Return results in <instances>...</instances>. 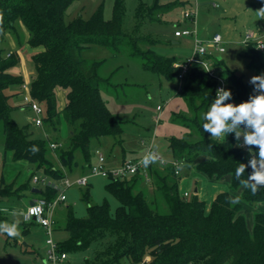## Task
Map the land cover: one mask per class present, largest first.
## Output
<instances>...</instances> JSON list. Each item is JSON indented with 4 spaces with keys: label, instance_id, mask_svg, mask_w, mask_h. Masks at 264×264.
<instances>
[{
    "label": "trees",
    "instance_id": "trees-1",
    "mask_svg": "<svg viewBox=\"0 0 264 264\" xmlns=\"http://www.w3.org/2000/svg\"><path fill=\"white\" fill-rule=\"evenodd\" d=\"M73 2L0 0V120L4 126V147L12 153L14 161H28L55 180L66 175L65 167L71 168L76 163V149H81L86 162L84 169L90 171L91 138L109 135L115 138V143L122 141V122L114 116L101 93L104 85L113 84L99 76L95 61L82 57L85 47L101 45L118 51L127 45L130 54L141 58L146 69L172 80L178 79L179 72L176 66L179 59L156 54L149 47L143 49L141 44L154 42L150 36L123 32V0H116L111 19L105 18L102 8L89 17L78 15L67 19ZM191 4V0H157L151 6L141 3L137 15L142 22L161 21L160 17L169 11ZM17 20L28 32L27 43L35 48L31 57L34 76L30 89L32 96L45 107L43 125L57 127L62 116L71 127L68 148H60L59 143L52 148L62 167L55 166L48 158L47 139L31 136L11 115L10 97L21 89L24 79L10 71L20 62L19 52L5 51L1 44L7 33L18 36ZM243 53L256 76L264 73V48H257L251 40L244 44ZM213 59L223 70L221 74L229 83L231 98L240 104L256 94L255 85L224 66L221 56L215 55ZM179 86L177 94L184 99L187 111L174 113L173 121L184 125L187 131L182 137L172 135L168 139L173 160L180 162L178 173L172 162L162 164L158 160L146 169L150 182L146 181L142 169L131 176L108 177L104 187L118 200L115 209L107 199L92 203L88 189L82 194L87 204L86 216H77L69 206L61 227L55 215L54 230L63 228L68 233L65 240L57 241L59 251L69 254L86 250L93 243L108 239L103 244L100 242L102 248L82 264H122L123 259L125 264H264V212L255 214L250 230L241 212L242 202L230 203L229 191L218 192L208 211L205 201L197 194L188 199L180 192L182 167L194 168L210 181L228 175L230 187L241 188L235 169L239 163L247 164L250 154L247 148L237 146L241 139L238 142L234 134L211 139L210 133L203 130L201 113L208 110L215 98V78L194 63ZM58 88L66 90L67 100L62 109L58 107ZM32 146L38 148L35 154L30 151ZM256 151L253 146V152ZM200 157L205 159L197 161ZM123 158V161L127 159L125 154ZM251 172L248 167L241 179H247ZM34 175L35 172L17 189H13L15 181L7 183L1 177L0 196L30 192L38 195L37 198L54 200L58 191L50 185L39 188L33 183ZM35 187L39 192L33 191ZM148 187L153 190V199ZM242 200L249 204L263 201L264 187L255 195L242 187ZM30 223L39 224L35 220Z\"/></svg>",
    "mask_w": 264,
    "mask_h": 264
},
{
    "label": "rangeland",
    "instance_id": "rangeland-1",
    "mask_svg": "<svg viewBox=\"0 0 264 264\" xmlns=\"http://www.w3.org/2000/svg\"><path fill=\"white\" fill-rule=\"evenodd\" d=\"M156 1L123 0L125 6L123 32L128 35L136 32L142 36H150L154 41L141 44L143 49L149 47L156 54L182 60L192 54L194 36L175 37L174 31L178 25L195 30L197 37L204 41L209 40L215 33H220L225 51L216 56H221L223 65L235 70L247 82L251 77L256 76L243 52L248 33L264 41V14L260 12L264 8V0H198L194 22L183 17L185 7H177L169 11L160 17L161 21L142 22L137 15L141 3L151 6ZM165 1L168 0H160V2ZM115 2L116 0H74L67 11V19L78 15L89 17L100 8L103 9L105 18L111 19ZM16 28L18 36L7 33L1 46L5 51L19 52L20 62L15 66L19 68V71L16 74L22 76L24 83L30 86L34 76L31 57L35 48L27 43L28 32L20 20L16 21ZM81 55L85 59L95 61L99 76L108 78L113 84L108 87L104 85L101 93L109 109L122 122L123 127L120 144L115 143V138L109 135L91 138L89 149L92 162L96 161L97 153L100 151L106 156L108 167L117 166L122 162L124 154L129 158L144 156L152 140L153 149L165 160L172 162L173 154L168 139L172 135L182 137L187 131L184 125L173 121L174 113L187 111L184 99L177 94L178 79L172 80L146 69L141 58L130 54L127 45L120 47L118 51L106 46L90 45L82 50ZM216 68L219 72L223 71L218 65ZM22 91L23 88L10 97V103L13 105L12 117L20 126L26 128L31 136L47 139L48 158L55 166L62 167L56 151L49 147V142L55 141L60 144V148H68L71 133L69 123L61 116L57 127L47 124L35 125L32 121L34 112L25 106ZM57 95L60 109L67 100L66 90L58 88ZM158 105L161 106V110H158ZM158 115L159 120H157ZM4 141V126L0 120V178L3 177L7 183L15 181L13 189H17L23 181L31 177L33 172L40 178L46 176L43 170H36L28 161H14L12 153L5 150ZM202 159L205 157H200L197 161ZM75 160L76 163L71 168H64L66 175L72 181L89 173L84 169L86 162L81 149L75 150ZM180 175L181 194L184 195L187 191L188 199L197 194L205 201L207 211L216 192L229 191L232 197L240 196V202L243 204L241 212L245 215L250 230L254 226L255 214L264 212V200L254 204L243 202L242 187L236 190L231 188L228 175L218 181H210L194 168L183 167ZM53 180L58 185L62 184L61 181ZM106 180L105 177L92 176L88 186L74 185L68 188L65 192L67 199L56 207L55 215L58 224L61 227L64 226L69 206L73 208L77 216H86L87 204L82 199V194L88 189L92 203H101L107 199L115 209L119 202L106 191L104 187ZM38 186L45 188L46 183L38 184ZM196 188L198 192L195 191ZM148 189L153 199L155 197L153 190L149 187ZM37 196L30 192L20 196L15 194L9 197L0 196V222L20 221L18 237L10 238L6 234H0V264H50L44 262L48 249L46 243L48 233L41 225L25 223L23 220V214L26 213L30 200L36 199ZM67 236L68 233L63 228L56 229L52 233L56 241H63ZM106 240L108 239L95 242L86 250L69 253L64 264H82L87 257L93 255L95 250L102 248ZM121 262L125 264L124 259Z\"/></svg>",
    "mask_w": 264,
    "mask_h": 264
},
{
    "label": "built area",
    "instance_id": "built-area-1",
    "mask_svg": "<svg viewBox=\"0 0 264 264\" xmlns=\"http://www.w3.org/2000/svg\"><path fill=\"white\" fill-rule=\"evenodd\" d=\"M191 2L192 4L190 6L185 7L183 12V17L188 20L190 19L191 21L194 22L197 13L198 0H191ZM184 35L194 36V45H193V52L190 56H187L186 58L176 62V66L179 68L178 79L180 86L184 78V75L187 73L190 66L194 63H198L203 69H205V71L208 73L209 76L217 80L216 91L218 88L221 87L224 88L225 90H228L229 83L225 78V76H223L221 72L218 71L216 65L214 64V59H213V56H215L216 54L223 53L225 51L221 34L215 33L209 40L204 41V40H200L197 37L195 30L189 27H180L178 25L177 29H175L174 31V36L181 37ZM251 40H254L256 42L257 48L260 49L264 48V41L260 40L254 34L248 33L246 35L245 43ZM21 88H23L22 93H23L25 106L34 112V117L32 119L33 123L37 126H43L45 107L41 102H39L37 99H35L32 96L29 85L23 82L21 84ZM215 98H216V93H215ZM225 103H234L236 105H239V103L231 97L229 100H226ZM157 108L158 110H161L160 105H158ZM157 120H159V115L157 116ZM241 127H243V125ZM152 144H153V140L149 146V149L146 151L145 155L149 151L157 153V151L153 149ZM242 144H243V138L241 137L240 145ZM57 146L58 143L50 142L51 148H56ZM245 148L247 147L245 146ZM158 155L160 156V161L162 164L168 163V161L165 160L160 154ZM144 156L139 157L137 159L127 158L117 166L108 167L106 156L102 152L98 151L96 161L92 163L88 174L82 175L81 177L75 179L74 181H72L67 175H65L62 179L58 180L62 182V184L60 183V185H58L53 179L48 178V176H45L43 178H40L36 174L33 176L34 184L46 183V185H50L51 187L55 188L58 191L56 198L52 201H48L43 197L36 198L33 204L28 205L26 211V212L29 211L30 206H35L36 202L37 203L42 202V211L40 213L41 219L37 221L36 218L33 217L32 220L38 222L48 233V237L46 239L48 249H47V256L44 258L45 263L64 264L68 259V254L64 251L58 250V242L54 240L52 237V233L54 231L56 207L59 203L67 199V196L65 194L66 190L74 185L77 186L87 185L89 183L90 177L92 176H101L105 178L131 176L134 175L139 169L143 170L146 181L150 182L151 179L146 169L139 164V161H141ZM172 163L177 167V173H178L180 162L173 160ZM184 195L185 196L188 195V192L187 191L184 192Z\"/></svg>",
    "mask_w": 264,
    "mask_h": 264
},
{
    "label": "clouds",
    "instance_id": "clouds-1",
    "mask_svg": "<svg viewBox=\"0 0 264 264\" xmlns=\"http://www.w3.org/2000/svg\"><path fill=\"white\" fill-rule=\"evenodd\" d=\"M264 14V8L260 10ZM251 84L255 85V95H250L245 102L236 105L234 103H225L229 100L232 93L230 90L218 88L216 98L212 101L206 112L201 113V120L204 121L202 127L204 132L210 133L211 139L226 137L234 134L239 142L243 138V144L240 147H247L250 154L248 163H239L235 169V178L240 186L249 189L255 195L261 187H264V73L251 77ZM243 125V127H241ZM253 146L258 151L253 152ZM30 151L35 154L38 151L36 146H32ZM160 160V156L149 151L139 164L147 169L151 164ZM250 167L252 172L247 179H241L246 169ZM230 203H239L240 196L230 197ZM42 202L30 206L29 211L23 214L25 223L30 222L33 217L37 221L41 219ZM20 221L12 223L0 222V234H6L10 238L18 237Z\"/></svg>",
    "mask_w": 264,
    "mask_h": 264
},
{
    "label": "crops",
    "instance_id": "crops-1",
    "mask_svg": "<svg viewBox=\"0 0 264 264\" xmlns=\"http://www.w3.org/2000/svg\"><path fill=\"white\" fill-rule=\"evenodd\" d=\"M27 37H28V35H27ZM27 37H26V38H27ZM10 71L16 74V73H17V71H19V68H18V67H13V68H12ZM63 107H64V106H62L60 109H62ZM126 158H129V157H127V156H126ZM123 159H124V158H122V161H123ZM196 189H197V191H196V192H198V188H196ZM185 192H186V191H185ZM216 193H217V192H216ZM216 193L213 195V198H212V199H214V198H215V196H216Z\"/></svg>",
    "mask_w": 264,
    "mask_h": 264
},
{
    "label": "water",
    "instance_id": "water-1",
    "mask_svg": "<svg viewBox=\"0 0 264 264\" xmlns=\"http://www.w3.org/2000/svg\"><path fill=\"white\" fill-rule=\"evenodd\" d=\"M33 191L39 192V189L35 187V188H33ZM195 191H197V189H195ZM34 202H35V199L30 200V204H33Z\"/></svg>",
    "mask_w": 264,
    "mask_h": 264
}]
</instances>
